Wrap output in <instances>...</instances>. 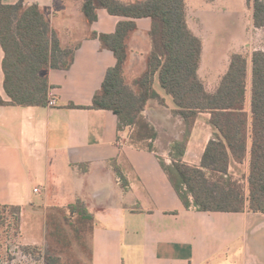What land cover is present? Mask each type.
Here are the masks:
<instances>
[{
    "label": "crops",
    "instance_id": "obj_1",
    "mask_svg": "<svg viewBox=\"0 0 264 264\" xmlns=\"http://www.w3.org/2000/svg\"><path fill=\"white\" fill-rule=\"evenodd\" d=\"M20 1L2 0L6 5ZM26 2L41 6L63 46H80L68 70L51 69L48 74L49 97L56 99L55 106L0 107V205L19 206L24 211L84 201L96 217L91 264H264V213H208L186 207L161 164L160 157L167 166L172 164L170 154L164 160L165 152L130 145L131 129L120 132L112 111L91 109L108 69L117 64L114 54L103 49L92 34H113L126 18L99 9L97 21L90 26L82 12L86 0ZM232 3L188 0V24L203 41L199 75L211 91L217 85L210 89L203 77L206 45L195 23L213 14L217 4ZM136 22L127 62L144 60L145 70L152 22L149 18ZM3 61L0 44V95L10 101ZM155 88L166 106L161 109L152 101L145 115L159 128L174 104L158 79ZM215 133L211 115L199 114L184 163L200 166ZM235 166H246L248 172V162L233 163L231 172Z\"/></svg>",
    "mask_w": 264,
    "mask_h": 264
},
{
    "label": "trees",
    "instance_id": "obj_2",
    "mask_svg": "<svg viewBox=\"0 0 264 264\" xmlns=\"http://www.w3.org/2000/svg\"><path fill=\"white\" fill-rule=\"evenodd\" d=\"M248 4L254 27L264 31V0H248ZM99 9L126 20L118 23L113 34H92L103 49L114 54L117 64L108 69L91 109L112 111L119 131L131 129L129 144L141 150L161 153L158 143H164L166 132L170 135L167 144L171 147L163 150L168 149L172 164L167 166L160 157L161 164L186 207L208 213H264V50L251 56L233 53L227 71L211 91L199 75L203 41L188 24V0H86L82 12L88 25L97 21ZM142 18L152 22L151 52L146 69L129 84L125 73L129 38L138 29L136 20ZM0 44L4 87L10 99L5 101L0 95V107L48 106L50 70H68L80 46H63L41 6L26 0L14 5L0 0ZM156 79L172 98L174 109L169 114L171 124L174 119L179 124L176 131L162 125L156 128L145 115L152 101L166 106L155 88ZM201 113L211 115L216 133L197 167L184 163V157ZM246 162L247 187L231 172L233 163ZM114 170L126 184L121 170L115 165ZM66 209L68 223L89 224L93 233L96 217L84 201L77 200ZM21 212L19 206L0 205V238L18 242ZM20 249L41 258L37 247ZM43 259L45 264H62L52 254Z\"/></svg>",
    "mask_w": 264,
    "mask_h": 264
},
{
    "label": "rangeland",
    "instance_id": "obj_3",
    "mask_svg": "<svg viewBox=\"0 0 264 264\" xmlns=\"http://www.w3.org/2000/svg\"><path fill=\"white\" fill-rule=\"evenodd\" d=\"M212 11L213 14L205 15L202 21L195 23L197 34L205 40L204 61L207 64L202 74L210 89L212 85H217L218 79L227 71L233 53L241 52L251 56L256 50H264V31L254 28L248 0H233L231 6L217 4ZM145 63L144 60L126 63L125 73L129 84L144 71ZM248 96L250 98V95ZM166 113L169 114L168 110ZM171 119L169 114L164 125L161 123L162 127L176 131L179 124L175 119L171 124ZM165 136L164 143H158L162 149L160 152H165L164 160L167 159L169 151L163 148L171 147L170 143L167 144L170 135L166 132ZM232 173L247 187L244 178L248 173L246 166H235ZM67 215L66 207L22 210L21 238L18 242L10 237L6 240L7 236L0 238V264H45L43 257L48 254L61 258L62 264H91L90 226L88 224L82 227L77 221L71 225L66 221ZM21 246L39 248L41 258L33 253L22 252ZM11 256L13 260H10Z\"/></svg>",
    "mask_w": 264,
    "mask_h": 264
},
{
    "label": "built area",
    "instance_id": "obj_4",
    "mask_svg": "<svg viewBox=\"0 0 264 264\" xmlns=\"http://www.w3.org/2000/svg\"><path fill=\"white\" fill-rule=\"evenodd\" d=\"M56 104H57L56 99L52 97L49 98V103H48L49 106H55ZM35 192H38V189H36Z\"/></svg>",
    "mask_w": 264,
    "mask_h": 264
}]
</instances>
